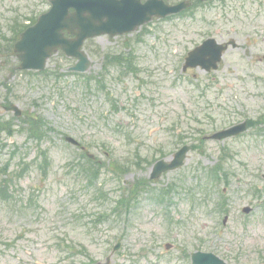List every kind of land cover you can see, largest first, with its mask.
<instances>
[{
    "label": "rangeland",
    "instance_id": "obj_1",
    "mask_svg": "<svg viewBox=\"0 0 264 264\" xmlns=\"http://www.w3.org/2000/svg\"><path fill=\"white\" fill-rule=\"evenodd\" d=\"M33 3L39 4L36 15L49 7V0H0V41L2 34L9 35V20H21L34 7ZM196 11L182 17L158 20L138 33L94 38L87 46L94 62L86 75L92 78L88 82L77 77L78 84L71 89L66 88L74 82L67 67L74 64V60L57 53L49 62V67L56 69L52 71L55 76L43 81L41 74L11 72L10 66L18 67L19 60L10 54L2 61L0 46V107L8 96L30 113L28 118L21 119L22 122H27L32 115H42L56 128L41 142L51 156L46 181H41L42 173L36 165L38 143L20 132L12 137L4 134L0 139V182L7 179L6 171L2 170L6 161H10L11 173L17 171L22 157L32 164L30 172L22 178L12 175L13 178L7 181L10 189L6 193L12 199L0 200V264H73L67 248L79 242L88 244L85 247L79 245L83 258L87 259L90 254V258L99 263H105L111 256V263L121 264L123 257L128 255L123 264H132L130 254L155 248L151 255L137 257L135 264H149L151 261L150 264H157L156 260L158 264H191L183 259L182 263L179 262L181 247L188 253L196 249L226 250L230 264H261L260 256L264 258V213L257 204L261 198L253 194L255 185L262 181L255 173L264 170V143L262 145L249 137L230 141V147L239 150V155L232 161V168L228 165L232 172L235 169L236 175H232L230 184L225 185L231 209L227 226L222 223L224 215L217 219L199 204L196 211L192 210V200L188 198L191 189L200 181L201 172L196 168L215 164L219 160L221 143L209 144L214 150L207 155L199 150L191 152L185 166L164 173L156 180L150 179L153 164L158 159L170 157L183 144L178 143L182 136L178 131H182V121L183 127L189 131L195 127L196 119L209 123L202 117L208 100L219 96L221 101H226L237 97L241 91L240 98L255 105L254 108L249 106L250 110H259L264 104V31L252 30V24H245L248 21L244 18L234 22L218 10L214 13L211 9L206 13ZM255 20L264 24L260 16ZM202 23H210L211 33L220 31L218 34H223L226 39L235 35L241 46L230 48L219 71L201 75L204 84H210L211 88L207 98L199 100L198 85L179 76L186 52L197 43L202 30L208 29ZM215 24H218L217 28ZM112 54L129 55L140 70L137 74L121 76L120 73H125L120 72L124 66L111 65L106 90L112 92L116 106H112L103 90L94 89L92 85V81L104 72L103 61H108ZM193 73L199 71L191 70ZM5 83L12 89L8 90ZM135 94H142V97ZM118 106L123 109L114 112ZM246 106L238 109L249 112ZM210 111L218 117V123L223 120L219 118L222 116L220 110ZM0 114L3 111L0 110ZM198 128H202L199 123ZM67 136L80 140L81 146L66 141ZM16 146L19 152L13 157ZM87 152L92 154L88 158L85 156ZM116 164L124 173L122 181L117 177L119 174L112 172L117 170ZM84 167L102 172L100 181L94 182L97 188H104L106 196L102 202L93 201L99 190L86 189L89 181L82 171ZM137 181L139 184L145 182L146 186L139 188L135 184ZM127 184L135 187L130 191L140 196L139 203L132 210L122 209L118 221L114 215L99 222L97 227L89 226L90 234L82 230L84 227L81 228L75 215L90 212L86 220L91 222L93 213H96V219L100 212L111 210L120 197L124 199L128 195H123L124 190L120 188ZM149 186L152 196L155 191H163L164 187L177 186L172 194L173 203L156 202L148 194ZM193 192L196 198L204 197L198 188ZM214 194L211 199L217 197ZM246 205L254 207L249 217L242 214ZM166 218L169 221L174 219V223L168 226ZM128 219H131L130 224H126ZM182 221L185 222L183 225ZM219 221L223 227L220 225L217 229ZM118 241L123 242L124 255L113 253L112 246ZM167 241L178 246L169 254H163L161 250ZM154 253L161 254L157 257Z\"/></svg>",
    "mask_w": 264,
    "mask_h": 264
},
{
    "label": "water",
    "instance_id": "obj_2",
    "mask_svg": "<svg viewBox=\"0 0 264 264\" xmlns=\"http://www.w3.org/2000/svg\"><path fill=\"white\" fill-rule=\"evenodd\" d=\"M87 0H70L71 3L78 2L77 7L78 11L75 15L69 16L67 18V27L70 29L79 28L84 29L88 24H90L92 21L97 23L99 26H104L105 32H111V34L117 33V32H123L131 29H135L137 26V23H141L144 20L150 19L154 14L158 15H166L167 10L164 9L162 5H156L155 9H150L149 15L142 14L143 19H140L139 21V15L137 14V11L134 12L132 15H125L123 12L120 11H113L108 15V12L105 13L107 15L106 20H102V15L98 12L97 9L90 10V14L86 15V11L88 10V4H86ZM65 16L60 15L59 12L52 13L48 16L47 19H44L41 21L40 25L37 27L35 32L29 33L25 40L19 41L17 43V50L21 51V57L25 59H32L35 58V53L37 55L38 51L34 52V46L31 43L32 40L36 37L38 38H45V39H51V46L55 48L57 45H62L63 38L61 34H59V29L65 25L66 23ZM129 23V25H128ZM24 37V34H23ZM65 46L68 48L73 47L75 50L78 49L77 42L74 43H65ZM47 49L51 50V47H47ZM46 50V49H45ZM44 50V51H45ZM200 50L192 53V57L190 60H193V63H196L199 58ZM38 56V55H37ZM178 162H182V156L178 158ZM177 165L178 163L175 161L174 164L168 165L164 162L159 163L158 172L161 169L170 168Z\"/></svg>",
    "mask_w": 264,
    "mask_h": 264
}]
</instances>
